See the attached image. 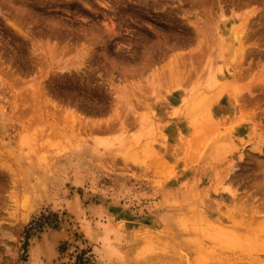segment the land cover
<instances>
[{
	"label": "rangeland",
	"instance_id": "1",
	"mask_svg": "<svg viewBox=\"0 0 264 264\" xmlns=\"http://www.w3.org/2000/svg\"><path fill=\"white\" fill-rule=\"evenodd\" d=\"M80 250L264 264V0H0V264Z\"/></svg>",
	"mask_w": 264,
	"mask_h": 264
},
{
	"label": "bare ground",
	"instance_id": "2",
	"mask_svg": "<svg viewBox=\"0 0 264 264\" xmlns=\"http://www.w3.org/2000/svg\"><path fill=\"white\" fill-rule=\"evenodd\" d=\"M206 96H204V98H205ZM209 97V96H208ZM207 97V98H208ZM206 100V99H205ZM70 113H74V112H72V111H68V110H66V111H64V114H70ZM75 114V113H74ZM106 122V124H104V125H101V124H96V122L95 121H92V122H88V121H86V120H83V122H82V124H83V126H84V129H86V130H89V131H93V132H95V131H107V130H111V129H120L121 127L122 128H125L126 127V123H125V120L123 119V120H119V121H117L115 118H113V119H111V120H109V121H105ZM92 132V133H93ZM189 135V134H188ZM194 138H196V139H193V141H192V144H193V148H195V147H199V145H200V143H203V142H201L202 140L200 139V136H198V138L197 137H194ZM163 146H161V145H159L158 146V149H160V150H163ZM203 151H204V148H203ZM191 182V181H190ZM183 187V186H182ZM192 188V187H191ZM226 189V191L227 192H229V191H231V193L234 195V194H236V190H233L231 187H226L225 188ZM245 206V205H244ZM246 207V206H245ZM252 211V215H254V214H256V213H258V209H256V210H251ZM213 223V225L215 226V225H217L214 221L212 222ZM218 226V225H217ZM219 227V226H218ZM219 228H221V227H219ZM175 237V236H174ZM175 238H177V237H175ZM218 238V237H217ZM186 239H187V237H183L182 239H180L179 241H176L177 242V246L180 248V246L181 247H186V248H191V245L189 244V242L188 241H186ZM35 250L36 251H40V252H38V253H43V247H39V246H37V248L35 247ZM117 257V262H118V264H126V263H124L125 261H127L126 259H123V258H121L119 255H117L116 256ZM128 258V257H127ZM28 264H41V263H37V261H35L34 260V258H31V260L29 261V263ZM211 264H213V263H211ZM221 264H227V263H221Z\"/></svg>",
	"mask_w": 264,
	"mask_h": 264
},
{
	"label": "trees",
	"instance_id": "3",
	"mask_svg": "<svg viewBox=\"0 0 264 264\" xmlns=\"http://www.w3.org/2000/svg\"><path fill=\"white\" fill-rule=\"evenodd\" d=\"M86 252L85 250H80L76 257L75 264H88L90 262V258L85 257Z\"/></svg>",
	"mask_w": 264,
	"mask_h": 264
},
{
	"label": "crops",
	"instance_id": "4",
	"mask_svg": "<svg viewBox=\"0 0 264 264\" xmlns=\"http://www.w3.org/2000/svg\"><path fill=\"white\" fill-rule=\"evenodd\" d=\"M201 142H203L204 144L201 146L202 143H200V145H199V148H200V149L206 144L205 141H201Z\"/></svg>",
	"mask_w": 264,
	"mask_h": 264
}]
</instances>
